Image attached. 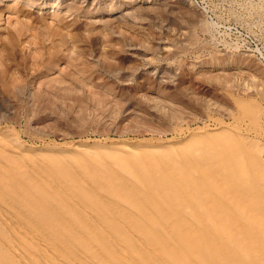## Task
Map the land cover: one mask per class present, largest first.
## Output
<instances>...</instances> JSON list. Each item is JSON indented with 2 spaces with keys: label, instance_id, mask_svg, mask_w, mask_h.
I'll use <instances>...</instances> for the list:
<instances>
[{
  "label": "rangeland",
  "instance_id": "374dc122",
  "mask_svg": "<svg viewBox=\"0 0 264 264\" xmlns=\"http://www.w3.org/2000/svg\"><path fill=\"white\" fill-rule=\"evenodd\" d=\"M227 127L230 148L253 166L260 152L264 171V0H0V264H132L120 247L134 249L132 236L103 244L93 228L141 225L144 214L131 211L141 205L134 194L150 206L154 190L170 194L166 171L179 167L198 137L211 152L212 132ZM33 146L51 151L32 160L25 150ZM150 161L152 179L145 176ZM260 178L238 188L254 198V219L244 224L264 244ZM103 193L124 198L115 207L131 214L120 216ZM200 198L193 186L165 203L178 214L183 202ZM211 212L194 213L191 223ZM247 233L235 240L230 230L222 239L236 250ZM187 245V254L196 250ZM166 248L161 257H188ZM146 252H136V261L159 256ZM207 253L200 252L204 263ZM259 258L255 264H264Z\"/></svg>",
  "mask_w": 264,
  "mask_h": 264
},
{
  "label": "bare ground",
  "instance_id": "6f19581e",
  "mask_svg": "<svg viewBox=\"0 0 264 264\" xmlns=\"http://www.w3.org/2000/svg\"><path fill=\"white\" fill-rule=\"evenodd\" d=\"M10 43H11V41H10ZM257 125H258V123H257ZM258 130H259V128H258ZM231 131H233V130H231V129L229 130L227 127L225 129H223V132H226L224 135H223V132L222 133L215 132V131L212 132V135H214V134L216 135L215 143L210 144V145L206 144L207 148L211 149V152H208L206 150L204 145H205V142L207 143V141L202 140L203 137H202V139H199L200 137L196 138L197 136L194 134V136L196 138V140H195L193 138L194 136L192 134L193 137L191 136L189 138V141L191 139L190 142H192L194 139L193 144L197 143L198 145H196V144L193 145L192 149L189 150L191 152L190 154L188 153L189 155L183 156L182 159L179 158L181 160V162L179 163V165H178L179 167L177 169H173L174 168V166H173L172 172L170 171L171 173L169 171L167 173V171H166V174H164L165 176L167 175L166 177H169V178L172 177L171 179H172V183L174 185L169 189L170 194H169V192L167 193V192H161V191H155L154 190V192H157L156 194H159V196H157L158 197L157 202L156 203L153 202L151 204V206H150V204L147 205V202L141 203L142 199L139 198L140 194H138V193L136 195L134 194L135 201H138L141 205L136 206L135 204L132 203L133 206L135 205L134 210H136L137 213H135L134 210H131V211L134 214H138L137 215L138 218H139L140 214L145 215V216L144 215L142 216L145 219L140 220V222L142 221L141 225H139V223H136V222L129 223V225L128 224L124 225L125 223H123V225H124L123 227L117 224L118 226L116 227V230L112 231L113 233L111 231H108V229H106L107 233H104L105 230L100 232L96 228H93L92 233L95 234L96 236L98 235L100 243H103V244L105 243V241L107 239H110V236L112 237L113 235L119 236L120 240H122L124 237H127V236L131 237L132 236L133 242H134L133 243L134 245L132 247H134V249H132L131 247H129L131 249H127V248L125 249L123 244H121V246L119 244V246L121 247V249H123V252H121V255L124 258H129L130 262H131L132 258H135L134 259L135 261L132 260L133 263L139 262L141 264V261H138V260L136 261V257H135L136 252H138L139 254H143L144 252L147 251V252H150L151 254H155L158 252L159 256H160L159 257L158 254L157 255L155 254V256L152 257L153 258L152 260H150V259L147 260V258L150 256L146 257V260L149 261L147 264H164L166 261L168 262V264H180V263H182V264L183 263L184 264H198V263L199 264H201V263L202 264H249L250 259H251L252 263L255 264V262L258 261L257 257L261 258L262 256H264V254H263L264 253L263 252L264 244L262 242L254 239L255 238L254 231H256L254 226L249 225V224L248 225L244 224V222L246 223V221H251L254 219L255 204L253 201L254 198L250 199L249 195L243 196V194H241V192H240L243 189H241V190H239V189L241 187L242 181H244V180L246 182H248L249 184L260 183V182H258V180L260 181V179H261L260 177L263 175L264 171H263V168H261L262 164L260 163V152H255L252 155V158L256 161V164H258L257 166H253L249 163V162H251V160H249V159H251L250 157H249V159L240 158V156H239L240 154L237 153L234 149L230 148V146L227 144V142L225 140L230 138V134L232 133ZM195 132L193 131L191 133H195ZM226 134H228V135H226ZM257 135H258V133H257ZM258 136H260V135H258ZM172 140H174V139H172ZM8 143H9V141H8ZM191 144H190V147H191ZM124 145H126V144H124ZM211 146H213V147L211 148ZM203 147L205 149H203ZM216 149L219 150V153H221V155H222L221 160H223V161L220 162L219 164H215L214 159H213V158H215L214 156H216V151H215ZM204 150H206V151H204ZM25 151H27L28 156L31 157L32 160H35V159H37V157H41L42 155L45 156L44 154L51 151V149L47 148L45 146L44 147L43 146L37 147V148L33 146L29 150H25ZM53 151H55V150H53ZM207 152H208V154H207ZM165 155H166V153H165ZM196 156H198V157L201 156V158L196 160ZM25 158H27V156ZM147 159H149V158H147ZM233 159L237 160L236 161L237 163H235L231 167L228 166L230 163V162H228V160H233ZM235 160H233V161H235ZM153 161L155 162V160H153ZM177 161H179V160H177ZM197 161H198V163H196ZM156 164H158V163H156ZM175 164H176V162H175ZM145 167H146V169H145ZM145 167L143 168V171L146 170L145 176H148V178L152 179L154 177L153 171L156 168L155 164H153L150 161V162H147V164H145ZM35 172H37V171H35ZM134 175H135V173H134ZM135 178H137V175L135 176ZM145 178H147V177H145ZM46 179L47 178H45V180ZM140 181H142V180H140ZM134 182H139V181L134 180ZM239 183H240V187L238 188ZM248 183H247V185H249ZM139 186L141 187L140 184H139ZM191 186L192 187L196 186L197 190H199V192L201 193L202 198H203L202 200L200 198V200L203 202H201L199 204L196 202H189V201L183 202L185 205L183 204V207L181 209V211H182L181 213H178V214L170 213L171 211L168 210L169 207H166L167 204L165 202L168 201V204H171V203L175 204L177 199H179L183 195H186V192L188 193V189L192 188ZM66 187H64V188H66ZM242 188H244V187H242ZM251 188H253L252 190L256 189L252 185H251ZM142 189H144V192L147 191L148 188H147L146 183L142 185ZM194 190H196L195 187H194ZM190 191H192V190H190ZM131 192H132V194L134 193L133 191H131ZM195 192L193 194H195ZM196 194H197V192H196ZM154 195H155L154 193L152 195H151V192H150V195L148 193L149 197H154ZM197 195H200V194H197ZM254 195H256V194H254ZM146 196H144V199ZM101 197H103V200H105V203L111 204L113 206V208H115L116 212H118V210H119L120 216L126 215L127 213H130V212H127L125 209L120 210V208H122L123 206L122 207H115V206H118V204H120V206H121V204H123V202H124V201L122 202V200L124 198L120 199L118 197V195L116 196L113 194V196H112L111 194H107V193L101 194ZM251 197H253V196H251ZM147 199H148V197H147ZM125 201H127V200H125ZM126 203H128V201ZM129 204H130V202H129ZM238 206H239V208L240 207L241 208L237 210L236 207H238ZM113 208H112V210H113ZM132 208L133 207H131V209ZM207 209H212V212L210 214L211 217L209 218V220L204 219L202 216H199V217H197L198 219H196L195 223H193V222L191 223V221H193L192 217H193L194 213H197L200 211H205ZM108 212L109 211H107V213ZM108 214H110V213H108ZM148 214H149V216H148ZM110 216H112V215L110 214ZM131 216H133V215H131ZM92 217L95 218L94 216H92ZM139 219H142V218H139ZM119 221H120V219H119ZM99 223L100 222H98V224ZM100 226H101V228L103 227V225H100ZM103 229H104V227H103ZM230 230H232L233 239H235V240L237 239V235L239 232H243L245 230H248V233L246 234V237H245V238H247L246 243L243 244L242 247L237 248L236 250H234L232 248V245L228 244L229 243L228 240L225 241V239H222L223 237H225L227 235L228 231H230ZM27 232H29V229L27 230ZM20 233H21V231H20ZM33 233L31 232V234H33ZM33 236L34 235H32V237ZM25 237H27V236H25ZM198 238H201V240L204 238L209 239L208 242H207V240L203 241V243H205V244L207 243V245L203 244L202 246L199 247L198 246ZM252 238H253V240L251 242ZM112 239H113V237H112ZM240 239H241V237H238V241ZM40 240L41 239H39V242L42 245L43 243H41ZM114 240H115V238H114ZM32 241H33V239H32ZM115 241L113 244L114 245H115V243L118 244ZM122 241H124V239ZM155 241H156V243H160L158 245L159 248H157V245L156 246L154 245ZM32 243H34V242H32ZM167 244L170 245V248H168L169 250L172 247H174V248L177 247L176 248L177 253L178 252L180 253V251H178L180 249V250H182L181 253L188 255L189 258L187 257L184 259L183 256H180V254L173 255V253H172V255L174 257L172 256V258H171V254L169 252H168L169 257L171 259L167 258L165 256L161 257V255H162L161 251H164L162 249H165V250L167 249L166 248ZM171 244H172V247H171ZM186 244H190V245L192 244V246L194 245L196 247L195 248L196 250H193L194 252L192 251L193 253H191V254H187L188 252H187L186 247H185ZM126 245H127V247L130 246L128 244H126ZM160 245H166V246L164 248V246L161 247ZM190 245H187V246H190ZM44 247L48 248L47 245H45ZM174 248H172V249H174ZM190 248H191V246H190ZM210 248H212V250ZM158 249H161V251L159 252ZM191 249H194V247ZM209 250L212 251L211 257H209V259H208L209 262L204 263V260H202V258H201L202 256L200 255V252H202V254H203L204 251H205V253H207ZM250 251L253 254H251ZM147 252H146V254H147ZM247 252H249V254L252 256L251 258H249L248 261H246V259L245 258L243 259L242 257L237 258L240 255H244V253H245V255H247ZM51 255L55 256L56 254H51ZM179 256L183 257L184 260L181 258L183 260V261H181ZM140 258L142 259V257L139 256V259ZM174 258H176V260H174ZM61 259H58V260H61ZM142 260H143V262H145L144 259H142ZM200 260H202L203 262H201ZM74 262H76V261H74ZM128 263L129 262H127V264ZM135 264H138V263H135Z\"/></svg>",
  "mask_w": 264,
  "mask_h": 264
}]
</instances>
